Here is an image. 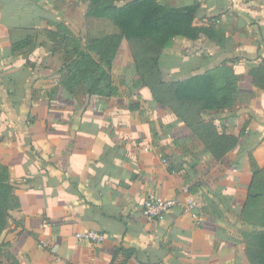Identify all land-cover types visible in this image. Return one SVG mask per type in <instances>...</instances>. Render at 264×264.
I'll use <instances>...</instances> for the list:
<instances>
[{"label": "crops", "instance_id": "0c3cea01", "mask_svg": "<svg viewBox=\"0 0 264 264\" xmlns=\"http://www.w3.org/2000/svg\"><path fill=\"white\" fill-rule=\"evenodd\" d=\"M158 1L195 6L194 24L220 33L175 37L159 66L174 80L232 69L236 102L200 117L236 141L215 159L139 81L127 42L114 96L71 94L56 26L84 36L87 3L0 0V172L14 201L0 264H251L252 236L264 232V76L251 74L264 70V0ZM151 196L194 207L149 220L140 209ZM81 231L103 240L78 241Z\"/></svg>", "mask_w": 264, "mask_h": 264}, {"label": "trees", "instance_id": "16d2710c", "mask_svg": "<svg viewBox=\"0 0 264 264\" xmlns=\"http://www.w3.org/2000/svg\"><path fill=\"white\" fill-rule=\"evenodd\" d=\"M81 1L88 5L85 17L105 20L112 33L86 37L82 42L67 27L56 26L58 40L55 43L63 45L62 83L71 94L82 91L88 96H114L117 88L112 81L111 68L121 44L127 42L131 45L139 81L149 88L152 98L178 113L215 159L231 148L236 139L218 133L214 125L204 123L200 114L229 108L236 102L237 80L232 69L220 67L174 80L165 78L159 66L161 52L175 37L189 40H196L200 35L211 39L220 37L214 29L194 24L195 6L174 8L158 0ZM20 46L19 43L13 45V50ZM263 72V68L251 70L253 78L260 76L261 80ZM181 108L185 109L184 114H180ZM4 172H0V256L5 248L3 232L14 207ZM250 246L253 247L247 251L250 263L264 264V232L254 234Z\"/></svg>", "mask_w": 264, "mask_h": 264}, {"label": "built area", "instance_id": "2783aa9c", "mask_svg": "<svg viewBox=\"0 0 264 264\" xmlns=\"http://www.w3.org/2000/svg\"><path fill=\"white\" fill-rule=\"evenodd\" d=\"M162 164H167V159L162 157ZM194 207V202L192 200H187L185 202H180L176 198H160L151 196L141 203V215L146 219L153 221H164L167 214L174 209H180L183 214H191ZM195 221H199V217L192 215ZM75 238L78 241L86 242L89 244H97L103 240V235L94 231H81L76 233Z\"/></svg>", "mask_w": 264, "mask_h": 264}, {"label": "rangeland", "instance_id": "374dc122", "mask_svg": "<svg viewBox=\"0 0 264 264\" xmlns=\"http://www.w3.org/2000/svg\"><path fill=\"white\" fill-rule=\"evenodd\" d=\"M76 14H78V11L76 12ZM83 20H84L83 28L85 29V35L80 36L83 34L82 33L80 34L77 31H72L75 37L80 38L82 41L84 39L87 40L88 37H96L97 35L100 34L112 33V28L108 25V23L105 20L86 18V17L85 18L83 17ZM55 45L58 46V48L60 49L63 48L62 44L57 45L56 43Z\"/></svg>", "mask_w": 264, "mask_h": 264}]
</instances>
